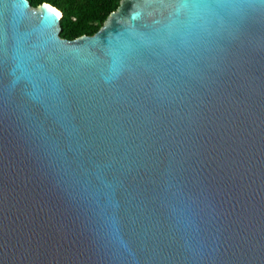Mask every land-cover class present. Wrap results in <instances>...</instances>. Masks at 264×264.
Wrapping results in <instances>:
<instances>
[{"label": "water", "instance_id": "obj_1", "mask_svg": "<svg viewBox=\"0 0 264 264\" xmlns=\"http://www.w3.org/2000/svg\"><path fill=\"white\" fill-rule=\"evenodd\" d=\"M61 15L0 0V264H264V0Z\"/></svg>", "mask_w": 264, "mask_h": 264}, {"label": "trees", "instance_id": "obj_2", "mask_svg": "<svg viewBox=\"0 0 264 264\" xmlns=\"http://www.w3.org/2000/svg\"><path fill=\"white\" fill-rule=\"evenodd\" d=\"M31 6L48 3L58 9L60 37L72 40L81 35H93L114 11L120 0H28Z\"/></svg>", "mask_w": 264, "mask_h": 264}, {"label": "clouds", "instance_id": "obj_3", "mask_svg": "<svg viewBox=\"0 0 264 264\" xmlns=\"http://www.w3.org/2000/svg\"><path fill=\"white\" fill-rule=\"evenodd\" d=\"M62 16V15H61Z\"/></svg>", "mask_w": 264, "mask_h": 264}]
</instances>
